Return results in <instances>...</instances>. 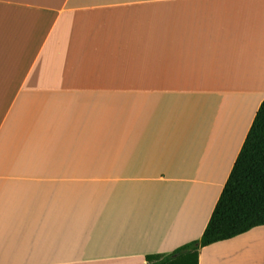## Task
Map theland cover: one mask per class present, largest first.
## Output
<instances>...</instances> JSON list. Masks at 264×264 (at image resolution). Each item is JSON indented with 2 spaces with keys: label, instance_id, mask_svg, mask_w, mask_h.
Instances as JSON below:
<instances>
[{
  "label": "crops",
  "instance_id": "crops-1",
  "mask_svg": "<svg viewBox=\"0 0 264 264\" xmlns=\"http://www.w3.org/2000/svg\"><path fill=\"white\" fill-rule=\"evenodd\" d=\"M263 101L264 0H0V264L200 239ZM198 264H264V225Z\"/></svg>",
  "mask_w": 264,
  "mask_h": 264
},
{
  "label": "trees",
  "instance_id": "trees-1",
  "mask_svg": "<svg viewBox=\"0 0 264 264\" xmlns=\"http://www.w3.org/2000/svg\"><path fill=\"white\" fill-rule=\"evenodd\" d=\"M264 225V101L200 239L169 254L148 255V264H198V249Z\"/></svg>",
  "mask_w": 264,
  "mask_h": 264
}]
</instances>
